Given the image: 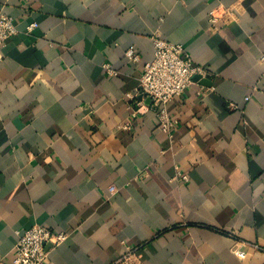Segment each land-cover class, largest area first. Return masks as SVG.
<instances>
[{
  "label": "crops",
  "instance_id": "obj_1",
  "mask_svg": "<svg viewBox=\"0 0 264 264\" xmlns=\"http://www.w3.org/2000/svg\"><path fill=\"white\" fill-rule=\"evenodd\" d=\"M219 5L227 23L209 21ZM0 13L17 30L0 48V264L33 225L68 234L52 264H113L124 243L138 264H264V0H0ZM155 33L210 83L167 104L172 139L152 112L129 118Z\"/></svg>",
  "mask_w": 264,
  "mask_h": 264
},
{
  "label": "built area",
  "instance_id": "obj_2",
  "mask_svg": "<svg viewBox=\"0 0 264 264\" xmlns=\"http://www.w3.org/2000/svg\"><path fill=\"white\" fill-rule=\"evenodd\" d=\"M228 15H231L230 9L219 5L209 11V21L211 23L218 21L227 23ZM36 26L35 23L29 25L27 32H32ZM16 34L17 30L13 18L0 13V48L4 47L7 41ZM151 40L153 57L151 61L145 63L142 67L138 79L137 94L135 95L140 98L137 103L138 108L130 107L129 118L152 112L158 121L159 129L167 134L169 139H172V130L177 121L168 116L167 104L174 97L181 96L194 83L193 77L199 76L200 79H203L208 76V72L192 61L183 45L167 42L158 33L153 34ZM125 56L134 62L139 60L138 55L135 54L132 48L125 51ZM261 61H264V58ZM103 67L108 75L114 74L109 65ZM262 78H264V73ZM129 98L132 99L134 96H129ZM248 99L249 97H245L246 101ZM144 100L148 103L144 104ZM231 106L235 108L234 105ZM120 128L130 131L131 122L127 121ZM173 180L187 183L188 177L178 167H174ZM117 191L115 186H109L107 189L108 196L115 195ZM16 235L17 242L14 247L12 264H52L48 260L49 250L57 247L68 238V234L65 232H54L40 225H33L23 231H17ZM48 245L49 247H47ZM123 247V254L113 264H138L136 260L138 248L127 243H124ZM232 252L240 259H243L246 255L239 248L233 249Z\"/></svg>",
  "mask_w": 264,
  "mask_h": 264
},
{
  "label": "water",
  "instance_id": "obj_3",
  "mask_svg": "<svg viewBox=\"0 0 264 264\" xmlns=\"http://www.w3.org/2000/svg\"><path fill=\"white\" fill-rule=\"evenodd\" d=\"M193 81L198 82L199 84H202L204 86H210V83L206 78L200 79L199 76H195L193 77ZM47 247H49V245Z\"/></svg>",
  "mask_w": 264,
  "mask_h": 264
}]
</instances>
